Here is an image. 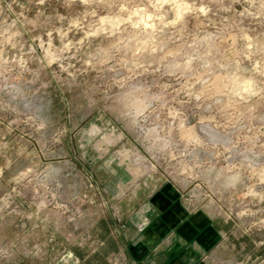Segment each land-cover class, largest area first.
Segmentation results:
<instances>
[{
	"label": "rangeland",
	"instance_id": "374dc122",
	"mask_svg": "<svg viewBox=\"0 0 264 264\" xmlns=\"http://www.w3.org/2000/svg\"><path fill=\"white\" fill-rule=\"evenodd\" d=\"M132 176L264 264V0H0V264H130Z\"/></svg>",
	"mask_w": 264,
	"mask_h": 264
},
{
	"label": "crops",
	"instance_id": "0c3cea01",
	"mask_svg": "<svg viewBox=\"0 0 264 264\" xmlns=\"http://www.w3.org/2000/svg\"><path fill=\"white\" fill-rule=\"evenodd\" d=\"M130 180L128 211L114 237L130 264H214L224 258L229 232L209 212L195 208L171 182Z\"/></svg>",
	"mask_w": 264,
	"mask_h": 264
}]
</instances>
